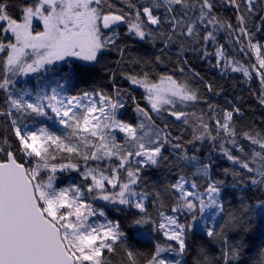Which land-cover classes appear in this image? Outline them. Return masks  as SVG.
I'll list each match as a JSON object with an SVG mask.
<instances>
[{
	"label": "snow or ice",
	"instance_id": "snow-or-ice-1",
	"mask_svg": "<svg viewBox=\"0 0 264 264\" xmlns=\"http://www.w3.org/2000/svg\"><path fill=\"white\" fill-rule=\"evenodd\" d=\"M197 62L264 108V0H0V264H264V118Z\"/></svg>",
	"mask_w": 264,
	"mask_h": 264
},
{
	"label": "trees",
	"instance_id": "trees-1",
	"mask_svg": "<svg viewBox=\"0 0 264 264\" xmlns=\"http://www.w3.org/2000/svg\"><path fill=\"white\" fill-rule=\"evenodd\" d=\"M148 51L151 52L154 50L148 49ZM196 67L203 74L215 76L217 82L223 84L228 98L235 100V102L245 110L248 119H254L259 122L262 118H264V108L259 106L255 96L252 95L251 91L249 90L248 84L243 82L242 77L239 80H220V78L214 73H209L208 69L200 63L197 62ZM258 86V80H254L251 85L252 89H256ZM218 99L220 103L224 102L223 96ZM152 175L155 179L163 178V174L160 172H154Z\"/></svg>",
	"mask_w": 264,
	"mask_h": 264
}]
</instances>
